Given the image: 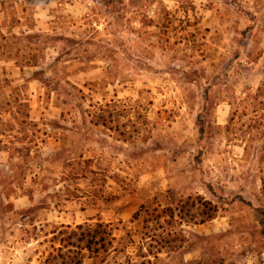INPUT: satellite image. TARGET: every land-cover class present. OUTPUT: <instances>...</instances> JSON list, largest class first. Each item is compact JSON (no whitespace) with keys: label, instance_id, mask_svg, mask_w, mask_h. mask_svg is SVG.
<instances>
[{"label":"rangeland","instance_id":"rangeland-1","mask_svg":"<svg viewBox=\"0 0 264 264\" xmlns=\"http://www.w3.org/2000/svg\"><path fill=\"white\" fill-rule=\"evenodd\" d=\"M263 80L264 0H0V264H264Z\"/></svg>","mask_w":264,"mask_h":264},{"label":"trees","instance_id":"trees-1","mask_svg":"<svg viewBox=\"0 0 264 264\" xmlns=\"http://www.w3.org/2000/svg\"><path fill=\"white\" fill-rule=\"evenodd\" d=\"M263 101H264V80L258 86L256 90V94H254L251 97L246 98V101H244L245 103H248L247 106L244 108V111L246 112L247 108H249L250 114L251 113L256 114L260 110L262 109L264 110ZM238 110L239 109L237 108V106L232 107L229 122L226 126V129L228 131L231 130V128L233 127L234 116L236 115ZM259 124L260 123H257V125ZM262 147H263L262 151L264 152V141L262 142ZM262 184L264 188V183L262 182ZM202 204L206 205L208 203L204 202ZM207 206H210V205L208 204ZM169 211H172V209H169ZM165 212L166 210L163 209L162 211L159 212V215ZM209 214L210 216L208 217V219H212L213 214L212 213H209ZM171 215L173 214L171 213ZM76 228L79 230V232L72 231L71 233L77 237L78 243L83 242V249H86L92 255H97L100 252L106 253L112 247L113 242L115 240L114 237L112 236L111 230H109L107 226L103 224L102 222H96L93 227H88L86 229H83V226L81 225L76 226ZM153 233H155V231H153ZM153 233L151 237L155 238V235ZM169 234L170 233H166V235H169ZM161 236H162V233H159V237ZM77 264H81V261L79 259L77 261Z\"/></svg>","mask_w":264,"mask_h":264}]
</instances>
